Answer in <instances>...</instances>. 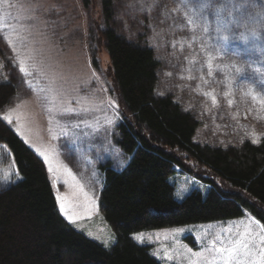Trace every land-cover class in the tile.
Here are the masks:
<instances>
[{"label": "rangeland", "instance_id": "obj_1", "mask_svg": "<svg viewBox=\"0 0 264 264\" xmlns=\"http://www.w3.org/2000/svg\"><path fill=\"white\" fill-rule=\"evenodd\" d=\"M89 1L85 7L82 0H0V76L11 62L22 79L1 116L44 160L56 199L66 197L69 215L77 214L71 224L110 247L117 236L100 209L102 167L122 171L133 155L117 142L123 110L99 42L107 27L103 0ZM113 1L111 26L153 48L161 63L157 95L172 96L198 119L194 142L226 149L261 143L264 0ZM17 180L13 158L0 147V183ZM172 184L179 201L210 188L186 172ZM139 235L142 241L134 239ZM132 238L162 264H264V227L248 212Z\"/></svg>", "mask_w": 264, "mask_h": 264}, {"label": "trees", "instance_id": "obj_2", "mask_svg": "<svg viewBox=\"0 0 264 264\" xmlns=\"http://www.w3.org/2000/svg\"><path fill=\"white\" fill-rule=\"evenodd\" d=\"M113 4L103 0L107 27L98 35L123 110L117 142L133 155L122 171L110 163L102 167L100 209L117 241L107 247L69 223L44 160L1 116L22 89L19 71L8 62L0 76V147L13 158L19 180L0 183V264H162L133 234L246 212L264 227V139L228 149L194 142L198 119L172 96L157 95L161 63L153 48L129 42L111 26ZM178 172L194 175L209 190L179 201L172 184Z\"/></svg>", "mask_w": 264, "mask_h": 264}, {"label": "snow or ice", "instance_id": "obj_3", "mask_svg": "<svg viewBox=\"0 0 264 264\" xmlns=\"http://www.w3.org/2000/svg\"><path fill=\"white\" fill-rule=\"evenodd\" d=\"M23 70V69H22ZM211 95V94H209ZM231 103V102H230ZM213 104H215V100L213 99ZM255 142V141H253ZM18 175V174H17ZM68 175H71V173L69 172ZM75 179V178H73ZM58 201H59V206H60V211L63 215H65V218L68 219L69 223L72 224H76L77 223V214H72L69 215L70 212V206L66 203L67 198L66 197H57ZM80 219H83L84 216L81 214L79 216ZM90 218V217H88ZM89 235H91V233H89ZM134 239L138 240V241H142L143 236L139 235V236H135ZM105 243L107 244V240H105Z\"/></svg>", "mask_w": 264, "mask_h": 264}]
</instances>
